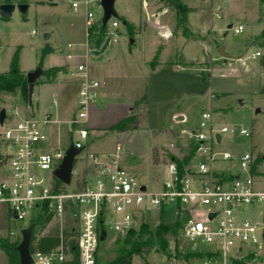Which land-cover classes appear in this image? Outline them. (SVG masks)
I'll list each match as a JSON object with an SVG mask.
<instances>
[{
  "label": "rangeland",
  "instance_id": "1",
  "mask_svg": "<svg viewBox=\"0 0 264 264\" xmlns=\"http://www.w3.org/2000/svg\"><path fill=\"white\" fill-rule=\"evenodd\" d=\"M0 1L5 3L6 0ZM56 1L55 5L51 4L50 0H27L28 8L25 12L17 6L9 18H4L0 14V73L10 70L15 56L18 66L25 70L26 75L38 67L43 70V75L37 79L32 97L34 106L38 100L40 101L39 110L36 111L33 105H29V101L26 103L19 93L0 94V109H6L8 122L17 120L14 114L16 105H19L22 114L35 112V115L40 116L46 112L51 100L50 86H40L39 89L38 81L52 79L51 74L54 70L49 67L64 63L67 54H71L73 55L71 59L68 58L70 66L77 69L79 62H85L92 77L101 78L108 73L127 75L122 79L123 81L118 80L119 85L115 83V86L118 85V91L112 93L109 100L103 101L99 106L91 105L89 108L84 125L93 130V134L89 138L87 148L80 153L78 162L75 161L74 164V168L79 170V177H81L80 167L86 164L85 156L89 152L114 153L120 141L121 165L142 183L147 184L148 189H159L164 177L161 167L157 168L152 163V147L168 143L173 139L178 141L182 128L189 133L197 132L200 130L201 113L212 111L218 126L226 125L234 129L233 133L223 134V142L217 145V149L234 154L250 151L254 159L252 171L261 178L258 185L264 186V91H262L264 69L260 65V60L264 58V0H251L249 5L247 2L244 6L242 4L235 6L231 11L224 10L220 18L212 17L211 0H179L192 8L187 14V27L190 31L211 32L195 37L187 36L189 39L185 37L186 35L179 37L177 42L170 44L168 48L170 53L172 50L174 53L178 51L180 55L182 54L183 59L180 58L183 62L178 56H174L175 54L170 59L172 63L181 65V68L174 70L162 67L157 73H152V65L148 64L152 59L154 46L151 43L148 15L143 1L141 4V0H116L115 8L120 20L111 18L107 24V33L108 36L113 35L117 38L118 44L117 46L112 44V47L100 56H94L87 51L90 40L102 35L100 26L103 11L99 3L89 5L95 13L96 21L88 42L86 7L82 4L76 12L71 7V2L75 0ZM174 1L177 0H148L153 13L164 10L163 7L168 9L160 19L164 31L175 26L174 9L171 5ZM228 1L224 0V3L228 4ZM114 20L118 21L116 27L112 25ZM126 20L134 21L142 27V32L136 37L135 42L133 41L135 38L123 23ZM240 23L244 24V31L234 34L232 27ZM70 45L73 47L71 48ZM222 45L225 46L227 54L234 59L221 57L218 48ZM46 47L54 48V52L43 58L42 52ZM256 51L261 52V55L253 58L252 55ZM153 60L156 61L157 57L154 56ZM68 78L72 79L64 76V81L60 82L62 84L58 88V95L56 94L57 114L60 110L65 117L78 112L79 107L78 85L73 80L65 82ZM124 86H129L130 89ZM143 86L145 89L142 91ZM147 86H150V92ZM140 92H142L141 96L135 97ZM145 95L147 100L136 106ZM134 97L138 98L134 106L135 113L141 119L139 129L125 134L110 129L113 124L130 115L129 102L130 100L132 102ZM176 109L186 110V120L176 121L175 130L172 131L173 136L169 129L164 137L154 135L153 132L159 133L164 130L153 131L152 128L169 127L172 123L171 114ZM241 128L248 129L250 136L240 134ZM56 134H58L57 130H54L51 141L54 145L57 144ZM126 137H129L127 141L124 140ZM60 140L65 143L69 141L66 133L61 132ZM190 145L189 142L179 141L178 147L181 148V153H177L183 155L191 148ZM156 149L167 150L163 146ZM214 165L217 168H226L232 173L239 171L235 167L236 162L220 160ZM43 174L48 176L46 171ZM76 177L73 175L72 183L66 185L67 188L75 187ZM165 212L168 215L159 211L146 214L141 223L136 225V229L139 230L142 223H145L152 231H156L160 225L168 227L164 235L168 245L163 247L155 239V244L147 255L148 264H166L167 260L179 255V246L183 245L185 251L190 250L191 242L184 238L177 225L176 216ZM27 222L23 224L20 222L21 225L12 222L10 231L22 226L24 229L27 228ZM5 225L0 219V228ZM61 228L59 223L52 221L38 235L59 234ZM20 235L22 236L21 233ZM146 239L147 237L140 238L142 241ZM126 245L123 236L108 228L107 238L100 241L95 264H116L118 256L121 255V247ZM70 258L71 255H68L66 259ZM6 261V255L0 256V264ZM130 264L146 263L139 255H133Z\"/></svg>",
  "mask_w": 264,
  "mask_h": 264
},
{
  "label": "built area",
  "instance_id": "2",
  "mask_svg": "<svg viewBox=\"0 0 264 264\" xmlns=\"http://www.w3.org/2000/svg\"><path fill=\"white\" fill-rule=\"evenodd\" d=\"M211 1L214 14L220 16L224 0ZM95 2L101 7L100 0L71 2L76 12L82 4L86 7L88 42L96 21L89 5ZM112 25L118 26V21ZM232 29L240 34L244 26ZM260 55L256 51L252 57ZM77 69L79 107L66 122L68 142L51 143L50 127L61 123L52 110L41 116L22 114L16 105L17 120L8 122L7 116L0 125V205L7 207L11 217L29 223L50 215V222L59 223L61 232L74 233L67 241L75 239L73 248L79 254V264H95L103 229L106 238L108 228L125 236L146 214L167 211L178 218L180 230L191 246L188 251L179 246L182 255L166 264H264V186L258 185L261 178L252 171L250 151L234 154L217 149L223 134L233 133L234 129L218 126L212 111L201 113L197 132L181 131L192 139L194 153L181 174L175 162L166 165L159 189H148L121 165L120 144L114 153L89 152L86 164L80 167L81 177L73 168L75 187L67 188L62 183V188H56L54 172L70 145L81 149L80 153L88 146L90 131L84 123L89 108L99 99L100 82L90 75L86 64H79ZM239 133L250 136L246 128L239 129ZM220 160L236 162L239 171L215 167ZM45 171L48 176L43 174ZM4 236L0 230V238ZM15 236L14 230L7 235ZM70 249L71 244L62 243L51 253H32L34 264H59L66 260ZM188 253L192 255L187 258Z\"/></svg>",
  "mask_w": 264,
  "mask_h": 264
},
{
  "label": "crops",
  "instance_id": "3",
  "mask_svg": "<svg viewBox=\"0 0 264 264\" xmlns=\"http://www.w3.org/2000/svg\"><path fill=\"white\" fill-rule=\"evenodd\" d=\"M142 1L144 2V6H145V9H146V14L148 15V20H147V22L149 23V28L150 29H148L149 30V34L151 35V43H152V45L154 46L153 47V49H152V51H153V53H152V59L150 60V61H148V64H151L152 65V73H157V72H159L160 70H161V68L162 67H168V68H173L174 70H176L175 69V67H176V63L174 64V63H172V61L170 60L171 59V56L173 55V54H175L174 56H178V59L179 60H181L182 62H183V56H182V54L180 55L179 53H178V51L176 52V53H174L172 50H171V53L169 52V45L170 44H174L175 42H177V39H179V37H181L182 35L183 36H185L181 31H176V19H175V26H174V28L173 29H169V28H167V30L166 31H164L163 30V27L160 25V19H161V17H162V15L165 13V11H167L168 9H165L166 7H163L164 8V10L163 9H161L160 11H158L157 13H153L152 12V10H151V6L148 4V0H141V4H143L142 3ZM230 1V0H229ZM229 1H228V4H229ZM251 0H231L230 1V4H229V6H228V4L227 3H224V5L226 6V7H224V9L222 10V11H231L232 9H234L235 8V6H237V5H240V4H242V6H244V5H246L247 4V2H248V5H249V2H250ZM56 0H50V3L51 4H55L56 5ZM140 2V1H139ZM138 2V3H139ZM184 3V2H183ZM185 4V3H184ZM186 5V4H185ZM187 7H188V5H186ZM212 2H211V8H210V12H211V15H212V17H217V18H220L221 17V13H220V16H216L215 14H214V12H213V8H212ZM230 7V8H229ZM246 7V6H245ZM189 8V11H190V9H192V8H190V7H188ZM229 8V9H228ZM221 11V12H222ZM152 14H154L153 15V19H152ZM174 18H175V10H174ZM126 22H129L128 20H126ZM132 25H133V28H132V30H129L130 31V34L132 35V37H134L135 38V40H133L134 42L136 41V37L137 36H140V34H141V32H142V27H141V25H137V23L136 22H134V21H132V22H130ZM186 25H187V22H186ZM237 25H244V24H242V23H240V24H237ZM127 26V25H126ZM148 26V25H147ZM146 26V27H147ZM231 25H229V27H230ZM128 28V27H127ZM188 29H189V27H188ZM147 30V29H146ZM173 30V31H172ZM190 30V29H189ZM191 33H192V35H190V37H195V36H197V35H199V34H202V33H207V32H211V31H201L200 33H198V32H192V31H190ZM134 35V36H133ZM172 37H171V36ZM108 36V33L106 34V36H104L103 37V42H102V44L104 43V41H105V39H106V37ZM111 36V40H110V43H109V45H108V47H107V49L105 50V52H107L111 47H112V44H114L115 46H117V44H118V41H117V38H114L113 37V35H110ZM101 36H97V38L96 39H91V37H90V46L88 47V49H87V51L88 52H90L91 53V51L93 50V49H99L101 46H102V44L100 45L99 44V40L101 39L100 38ZM186 38H187V35L185 36ZM164 38V39H163ZM187 39H189V38H187ZM100 45V46H99ZM70 47L72 48L73 46L72 45H70ZM53 49V51L51 52V53H49L50 55L54 52V48H52ZM226 49V48H225ZM104 52V53H105ZM103 53V54H104ZM49 54H46V55H49ZM46 55H44L43 56V58L46 56ZM73 56V55H72ZM71 54H67V57H66V59H65V62L64 63H62V64H59V65H57V66H52V67H65V70H63V71H60V72H58V74L55 76V77H52V79H50V80H39L38 82L40 83L39 84V89H40V86H50V88H49V91H50V95H51V100H50V105H49V107H48V109L46 110V112L47 111H49V110H52L53 112H54V115L57 117V119L61 122V123H59V124H53L51 127H50V136H51V141L53 140V137H52V134L54 133V130H57V133L58 134H56V136H57V139H56V142H57V144L61 141L60 140V135H61V132H63V133H66L67 132V129H68V124L66 123L68 120H70V118L71 117H73V115L75 114V113H73V114H70L71 116H68V117H65V116H63L62 114H61V111L59 110V112H58V114H57V99H56V94L58 95V88H59V85L60 84H62V83H60V82H62V81H64L63 80V78H64V76L66 77V76H68V77H71L72 79H65V82L66 81H70V80H73V82L75 83V84H77L78 85V88H79V76L77 75V72H78V69H74V68H72L71 66H70V63L68 62V58L69 59H71ZM85 56H87V54H85ZM157 57V60L156 61H154L153 60V57ZM180 57H182V59L180 58ZM40 62H42V60L40 61ZM224 62H226V60H224ZM81 63H83V64H86L85 62H79L78 64H77V66L79 65V64H81ZM180 63V62H179ZM178 63V64H179ZM86 66H87V64H86ZM52 67H49V68H52ZM19 68H20V66H19ZM48 68V69H49ZM88 68V67H87ZM21 69V68H20ZM22 71H24L25 72V70H23V69H21ZM88 71H89V69H88ZM89 73H90V71H89ZM91 75V74H90ZM61 77H63V78H61ZM127 77V75L126 74H111V73H108V74H106V75H104L103 77H101V78H98V77H96V76H94L93 78H95V79H97L99 82H100V87H99V89H98V95H99V99L97 100V102L94 104V105H97V106H99L101 103H103V101H105V100H109V98L111 97V94L112 93H115L116 91H118L117 90V87H118V85H119V83H118V80H120V81H123L122 79H125ZM68 83V82H67ZM115 83H118V85L117 86H115ZM36 85V84H35ZM36 87V86H35ZM124 87H126V86H124ZM123 87V88H124ZM128 90L130 89V87L128 86V87H126ZM132 89H135L134 87H131ZM147 88H148V91L150 92V86H147ZM145 89V87L143 86V89H142V91ZM141 93L142 92H140V94L138 95V96H135V97H139V96H141ZM61 96H62V94H61ZM134 97V100L131 102V100H130V102H129V104H131V106H130V111H131V113L130 114H132V113H135V106H134V103H135V101L138 99V98H135ZM54 101H56V104H54ZM39 103H40V101L38 100L37 101V103H36V105L34 106L33 104V107L35 108V110L37 111V110H39V107H40V105H39ZM132 103H133V105H132ZM93 105V106H94ZM33 107H32V110H33V112H34V109H33ZM32 114H35V112L34 113H32ZM179 114H183L185 117H184V119L183 120H186V110H184V109H176V110H174L173 112H172V114H171V122L172 123H170L169 124V127L168 128H152L153 129V131H159L160 129H162V130H164L163 132H159V133H154L153 132V134L154 135H156V136H160V138L161 137H164L165 136V134L167 135V132L166 131H168V129L170 130V134H172V136H173V133H172V131L173 130H175V123H177L176 121H175V117L177 116V115H179ZM41 116V115H40ZM215 117V116H214ZM62 118V119H61ZM120 121V120H119ZM215 122H216V120H215ZM117 123V122H116ZM114 125V124H113ZM110 129H111V127H110ZM139 129V128H138ZM138 129H135V130H128V131H124V132H118L119 134H121V133H128V132H132V131H136V130H138ZM182 130H185V129H181V131ZM89 131H90V137H91V135L93 134V130H91V129H89ZM93 137V136H92ZM177 138V137H176ZM175 138V139H176ZM178 138H180V139H178V141H175L174 139L173 140H171V141H169L168 143H163V144H159V145H154L153 147H152V150H151V160H152V156H153V149H156V147L158 148V147H160V146H163V147H166V149L167 150H158V149H156L157 151V153L159 154V161H158V163H153V160H152V163H153V165H155L157 168L158 167H161V172H162V175H163V177L165 178V168H166V165L167 164H169L172 160H171V156L170 155H174V156H176V157H178L179 159H183L184 157H186V156H188L189 154H190V151H191V149H192V139L190 138V137H188V135L186 134V135H184V134H181V137L179 136ZM129 139V137H126V138H124V140L125 141H127ZM189 142L191 145V148H189L188 149V151L186 152V153H183V155H181V154H178L179 152L181 153V148H179L178 147V142ZM55 142V143H56ZM177 142V143H176ZM57 144H55V145H57ZM118 144H120L121 145V142L119 141V143ZM117 144V145H118ZM170 151V152H169ZM165 152V153H164ZM178 152V153H177ZM94 153H110V152H94ZM191 160V159H190ZM190 162V161H189ZM154 212H158V210H155V211H153V212H150V213H154ZM160 213H165L166 215H168V213H166V212H160ZM149 214V213H148ZM147 214V215H148ZM0 219L2 220V221H4V223L6 224L4 227H2V228H0V230H1V232L3 233V235H5L4 237L5 238H7V235H8V233H9V231L12 229L11 228V224H12V222L15 224V222H17V223H19L20 224V222L19 221H16L14 218H12L11 217V215H10V213H9V211H8V209H7V207H5V206H3V205H0ZM177 221H178V218H177ZM21 224H23V223H21ZM20 224V225H21ZM16 225V224H15ZM19 225V226H20ZM1 226H2V224H1ZM19 229V230H18ZM24 228H23V226L22 227H20V228H14L13 230H15L16 231V236L15 237H12L11 239H13V240H16V239H22V236L20 235V233H21V231L23 230ZM43 235V234H42ZM6 255V253L4 252V251H2L1 249H0V256H2V255ZM6 257H7V261H6V263H4V264H9V259H8V256L6 255Z\"/></svg>",
  "mask_w": 264,
  "mask_h": 264
},
{
  "label": "trees",
  "instance_id": "4",
  "mask_svg": "<svg viewBox=\"0 0 264 264\" xmlns=\"http://www.w3.org/2000/svg\"><path fill=\"white\" fill-rule=\"evenodd\" d=\"M27 3V0H6L5 3ZM173 9L175 10V19H176V31H181L184 35L190 36L192 33L188 29L187 22V14L189 12V8L177 0L171 3ZM120 20V19H119ZM126 25L129 30H132L133 25L130 22H126ZM101 39L99 40V44L101 45L103 42V37L107 34V26H100ZM99 45V46H100ZM53 51L52 47H46L43 49L42 55L49 54ZM260 65L264 69V58L260 60ZM54 70L51 74V77H55L58 72L65 70V67H52L51 70ZM49 74V73H48ZM37 82V81H36ZM36 84V83H35ZM264 91V85L262 88ZM20 94L22 99L28 103V81L26 72L22 71L18 66L17 57H13L10 70L4 73H0V94ZM142 99L136 103V106L140 105L141 102L147 100V96H142ZM1 110V109H0ZM141 123V119L138 114L132 113L129 116L123 118L118 121L114 125L111 126V129L116 130L118 132H124L128 130H135L139 128ZM194 153V147H192L190 154L183 159H179L174 155H170L171 160L178 165L180 174L183 173L184 167L189 163L192 155ZM153 163H158L159 154L156 152V149H153L152 156ZM62 183L58 180L56 182V188H62ZM51 216H39L36 219L31 220L27 228H32L31 233V244L30 250L32 253L41 252V253H51L57 247H59L62 243L64 245L71 244V249L69 255H71L70 259H66L65 261L59 264H79L78 252L73 248L75 244V239H70L67 241L69 237H73L74 233L69 231H63L59 234H47V235H38L42 232L46 226L50 223ZM177 225L179 226V222L177 221ZM167 226L160 225L156 231L150 230L147 224L142 223L139 230L132 229L125 236H123L124 242L127 244L126 246L121 247V255L118 256L116 260V264H130L132 262L133 255H139L142 257L146 264L147 255L150 253L152 247L155 244V239L163 246L166 247L168 242L164 239V235L167 233ZM141 237H147L145 241L140 240ZM22 239L13 240L10 237L0 238V249L6 253L9 259V264H21L20 256L18 251V246ZM156 240V241H157ZM182 253L179 252L181 256ZM192 253L186 254V257H190Z\"/></svg>",
  "mask_w": 264,
  "mask_h": 264
},
{
  "label": "water",
  "instance_id": "5",
  "mask_svg": "<svg viewBox=\"0 0 264 264\" xmlns=\"http://www.w3.org/2000/svg\"><path fill=\"white\" fill-rule=\"evenodd\" d=\"M116 0H100V5L102 7L103 16H102V24L103 26H107L109 20L111 18L119 19L120 16L115 8ZM22 11L25 12L28 8V4L26 3H1L0 4V14L4 18H9L16 7ZM126 24V21L123 22ZM48 38V36L46 37ZM111 40V36H107L104 43L99 49H93L91 51V54L94 56H100L102 55L105 50L107 49L109 43ZM218 53L221 55L222 58L225 59H234L231 55H228L225 49V46H220L218 48ZM43 75V70L41 67H38L34 71H31L27 73V81H28V97H29V105H32V97H33V91L35 87V83L40 77ZM259 111V110H258ZM7 111L5 108H2L0 110V125L4 124V121L6 119ZM183 115H178L175 117V121L183 120ZM218 141H220V135L217 136ZM81 149L75 148L73 144L70 145V147L66 151V155L60 164V166L55 170L54 175L55 177L63 184L69 185L72 183V177H73V168L76 160V156L81 152ZM142 189L144 190L145 187L143 186ZM31 233L32 228H25L21 231L22 234V240L18 246L19 256H20V263L21 264H34V259L32 256V252L30 250V244H31ZM106 239V231L104 229L101 232L100 241H104Z\"/></svg>",
  "mask_w": 264,
  "mask_h": 264
}]
</instances>
